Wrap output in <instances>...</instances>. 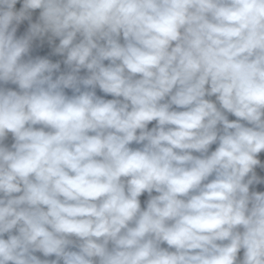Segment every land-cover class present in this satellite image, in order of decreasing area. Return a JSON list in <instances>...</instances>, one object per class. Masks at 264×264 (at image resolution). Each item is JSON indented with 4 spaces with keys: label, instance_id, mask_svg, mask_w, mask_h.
Here are the masks:
<instances>
[{
    "label": "clouds",
    "instance_id": "obj_1",
    "mask_svg": "<svg viewBox=\"0 0 264 264\" xmlns=\"http://www.w3.org/2000/svg\"><path fill=\"white\" fill-rule=\"evenodd\" d=\"M260 153L264 0H0V264H264Z\"/></svg>",
    "mask_w": 264,
    "mask_h": 264
},
{
    "label": "crops",
    "instance_id": "obj_2",
    "mask_svg": "<svg viewBox=\"0 0 264 264\" xmlns=\"http://www.w3.org/2000/svg\"><path fill=\"white\" fill-rule=\"evenodd\" d=\"M27 29V21L23 22L17 30V35H22L24 33V31H26ZM36 51H34L33 55H36ZM214 99V98H213ZM155 125V121H153L152 123L149 124V128L153 127ZM13 142L11 134H9V136L7 137V139L4 141V143L8 146L11 145V143ZM261 163L264 164V153H262L261 157H260ZM257 175L264 178V168H260L257 167L256 169ZM252 190L255 191H264V183L262 184H257V185H253L252 186Z\"/></svg>",
    "mask_w": 264,
    "mask_h": 264
},
{
    "label": "built area",
    "instance_id": "obj_3",
    "mask_svg": "<svg viewBox=\"0 0 264 264\" xmlns=\"http://www.w3.org/2000/svg\"><path fill=\"white\" fill-rule=\"evenodd\" d=\"M37 14H38V13H37ZM35 15H36V14H34V18H35ZM36 53L42 55L43 51H36ZM105 63H107V62H105ZM96 91H97V95H100V96L104 97L105 99H109L110 95H105V94L102 93L99 89H97ZM228 118H229L230 121H231V120H236V119H237L236 117H234V116L231 115V114H228ZM132 146H133V147H136L135 144L132 145ZM215 148H216V145L214 144V145L211 146L210 151L215 150ZM261 155H262V153L259 154V157H258L259 159H260ZM153 194H155V193H153ZM147 198H148V195H147V193H145V194H143V195L140 197V200H147ZM240 255L242 256V251H241Z\"/></svg>",
    "mask_w": 264,
    "mask_h": 264
},
{
    "label": "rangeland",
    "instance_id": "obj_4",
    "mask_svg": "<svg viewBox=\"0 0 264 264\" xmlns=\"http://www.w3.org/2000/svg\"><path fill=\"white\" fill-rule=\"evenodd\" d=\"M16 7L19 8V7H20V3H18V4L16 5ZM44 54H47V51H43L42 55H44ZM51 58H52L54 61L57 60V59H60V57H56V56H53V57H51ZM62 68H63V65H62ZM6 87H10V88H12L13 90H15V87H14L13 85H11V84L6 85ZM66 91H67L69 94H71V91H70V90H66ZM109 99H113V97L110 96Z\"/></svg>",
    "mask_w": 264,
    "mask_h": 264
},
{
    "label": "trees",
    "instance_id": "obj_5",
    "mask_svg": "<svg viewBox=\"0 0 264 264\" xmlns=\"http://www.w3.org/2000/svg\"><path fill=\"white\" fill-rule=\"evenodd\" d=\"M13 86L16 88L15 85H13ZM145 201H146V200H141V206H142V207L144 206ZM36 255L40 256L42 259L44 258V257L42 256V254H40V253H36ZM52 258H54V257H51L50 259H52Z\"/></svg>",
    "mask_w": 264,
    "mask_h": 264
}]
</instances>
